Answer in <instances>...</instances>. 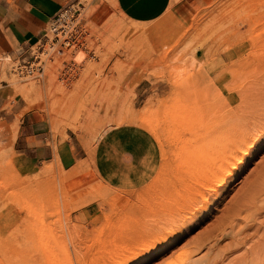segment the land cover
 Wrapping results in <instances>:
<instances>
[{
	"label": "rangeland",
	"instance_id": "rangeland-1",
	"mask_svg": "<svg viewBox=\"0 0 264 264\" xmlns=\"http://www.w3.org/2000/svg\"><path fill=\"white\" fill-rule=\"evenodd\" d=\"M72 8L76 46H45L30 73L31 58L0 62L5 111L21 107L10 124L0 117V264H53L50 250L63 264H264V0H173L150 24L129 21L114 0ZM31 112L89 158L65 170L15 153ZM232 115L249 121L250 153L212 144ZM124 125L150 133L160 154L154 179L128 193L107 187L91 160L100 137ZM164 216L148 246L110 239ZM113 242L123 256L108 254Z\"/></svg>",
	"mask_w": 264,
	"mask_h": 264
},
{
	"label": "crops",
	"instance_id": "crops-1",
	"mask_svg": "<svg viewBox=\"0 0 264 264\" xmlns=\"http://www.w3.org/2000/svg\"><path fill=\"white\" fill-rule=\"evenodd\" d=\"M79 1L0 0V62L23 64L29 60L31 48L41 39L51 21L63 9L73 7ZM172 1L114 0V3L129 21L150 24L166 14ZM181 1L190 4L196 0ZM9 90L10 87L0 79V117L8 124L21 111L18 102L5 111L8 97H11ZM149 96L150 93L145 98ZM14 109L17 112L12 111ZM13 151L31 165L54 161L65 170L89 158L73 138L64 141L60 137L53 139L47 124L33 112L25 114L19 121ZM91 160L97 177L107 187L128 193L144 188L154 179L159 169L160 154L150 133L124 125L112 128L100 137Z\"/></svg>",
	"mask_w": 264,
	"mask_h": 264
},
{
	"label": "bare ground",
	"instance_id": "bare-ground-1",
	"mask_svg": "<svg viewBox=\"0 0 264 264\" xmlns=\"http://www.w3.org/2000/svg\"><path fill=\"white\" fill-rule=\"evenodd\" d=\"M51 52V51H50ZM233 117H232V119H234V121H235V118H236V124H234V123H231V124H229V126L227 127V129H226V131L225 132H223V133H221L222 134V136L221 137H218V134H220V132L218 131V130H216L213 134H212V137H214V141L212 142V144L214 145V144H216L215 146H217V147H220L222 144H226L225 142H226V140H228V142H230V143H232V145H234L235 147H234V149H233V153L236 151V149L239 151V150H242L243 151V153L244 154H247V153H250L249 152V150L252 148V146L254 145V142H256V141H254V140H252V141H250L249 143H247L246 141L248 140L247 139V135H248V133H249V130H251V126H250V124L247 122V121H245V119H242V120H239V118H241V117H239V116H237V117H234L235 115H232ZM239 122V123H238ZM215 134V135H214ZM241 151V152H242ZM251 151V150H250ZM200 155H202V154H200ZM199 156V155H198ZM224 156H225V154H224ZM227 157H229V156H227ZM243 159H244V157H243ZM237 160L239 161V162H241V158H237ZM237 162V161H236ZM238 162V163H239ZM236 165H237V163H236ZM233 166H234V164H233ZM239 166V165H238ZM238 168V167H237ZM234 169H235V167H234ZM231 173H233V171L231 172ZM200 187H201V185H200ZM199 187V188H200ZM194 188V187H193ZM196 190V189H195ZM179 194V193H178ZM170 204V203H169ZM153 205V204H152ZM152 205H151V207H152ZM142 206V205H141ZM156 207V206H155ZM162 208H163V211L164 212H168V214L169 215H171V214H173V212L171 211V209H172V207H168V206H166V205H162ZM152 209V208H151ZM157 212V211H156ZM148 215H147V219H156V217L157 216H159V215H157V213H155L153 210H149L148 211ZM164 217H166V218H163V219H161L162 220V222L161 223H157V224H152L151 226H149V227H145V226H143V225H139L140 226V228H143V230L141 231V230H139V227H136V228H131V229H129V230H127L126 229V233L125 234H121L119 237H117V235L115 234V235H111V238L110 239H113V240H117V239H120L119 241H121V240H123V239H125V240H134L135 241V243L136 244H142V245H144V244H146L147 245V243H146V241H145V236L146 235H148L149 233L150 234H153L154 233V235H156L157 233H160L161 234V232L164 230V228L166 227V224H168L167 222H169V219H167V216H164ZM158 218V217H157ZM170 218V217H169ZM174 218H176V217H174ZM127 220H130V222L132 223V224H135V223H137V222H139V218L137 219V218H133V217H131L130 219H127ZM123 221V220H122ZM173 221H174V219H173ZM176 221H177V218H176ZM124 222V221H123ZM155 222V221H154ZM121 224H122V222H121ZM125 225V224H124ZM149 229V231L148 232H146L145 233V229ZM124 230V229H123ZM122 232V231H121ZM143 232V233H142ZM123 233V232H122ZM149 234V235H150ZM117 244L116 243H114L113 242V245H112V248H111V250H109L107 253L108 254H117V253H119V255H122L123 256V254H124V251L122 250V249H124L123 247H115ZM148 246V245H147ZM146 246V247H147ZM127 247V246H126ZM125 247V248H126ZM156 247H158V246H156ZM116 248L117 249H119V248H121V249H119V250H116ZM128 249H130V248H128ZM149 249V248H148ZM155 249V248H154ZM124 250H126V249H124ZM50 253V255H51V257H52V262H53V264H63V262L61 261V263L60 262H58L57 260H56V258H55V256L53 255V250L51 251H49ZM49 254H47V255H49ZM50 257V258H51ZM58 259V258H57ZM49 263V262H48Z\"/></svg>",
	"mask_w": 264,
	"mask_h": 264
},
{
	"label": "built area",
	"instance_id": "built-area-1",
	"mask_svg": "<svg viewBox=\"0 0 264 264\" xmlns=\"http://www.w3.org/2000/svg\"><path fill=\"white\" fill-rule=\"evenodd\" d=\"M75 10L72 7L63 9L49 24L48 31H45L41 39L30 50L31 63L24 65L22 68L27 72H32V65L40 63L39 56L44 54V48L48 45L49 50L54 51L57 45L62 48H72L76 46L77 36L75 30L77 18H74ZM34 48V51H33ZM57 54H63V50H58ZM38 71H40V68Z\"/></svg>",
	"mask_w": 264,
	"mask_h": 264
}]
</instances>
